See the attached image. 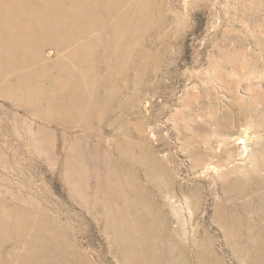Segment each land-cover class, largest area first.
Segmentation results:
<instances>
[{
	"label": "rangeland",
	"instance_id": "obj_1",
	"mask_svg": "<svg viewBox=\"0 0 264 264\" xmlns=\"http://www.w3.org/2000/svg\"><path fill=\"white\" fill-rule=\"evenodd\" d=\"M0 264H264V0H0Z\"/></svg>",
	"mask_w": 264,
	"mask_h": 264
},
{
	"label": "bare ground",
	"instance_id": "obj_2",
	"mask_svg": "<svg viewBox=\"0 0 264 264\" xmlns=\"http://www.w3.org/2000/svg\"><path fill=\"white\" fill-rule=\"evenodd\" d=\"M20 3V2H19ZM39 3V2H38ZM102 3V2H101ZM107 4V3H106ZM19 6V5H18ZM22 6V5H21ZM43 6V5H42ZM16 7V6H15ZM103 7V6H102ZM17 9V8H16ZM90 10V9H89ZM113 13V12H112ZM112 13H111V15H112ZM11 14V13H10ZM93 15V14H92ZM111 18V17H110ZM93 19H95V18H93ZM45 20V19H44ZM96 20H97V18H96ZM67 21V20H66ZM71 23V22H70ZM59 24V23H58ZM97 43V42H96ZM83 52H84V50H83ZM85 53V52H84Z\"/></svg>",
	"mask_w": 264,
	"mask_h": 264
}]
</instances>
